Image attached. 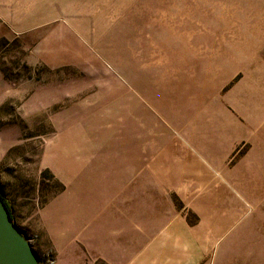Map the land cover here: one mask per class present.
<instances>
[{"label":"rangeland","instance_id":"obj_1","mask_svg":"<svg viewBox=\"0 0 264 264\" xmlns=\"http://www.w3.org/2000/svg\"><path fill=\"white\" fill-rule=\"evenodd\" d=\"M260 115L264 0H0V189L40 264L88 263L107 190L195 224L185 194L234 189L254 145L226 153L211 129L264 128ZM212 138L205 159L192 141ZM246 197L243 222L264 215ZM229 248L219 264H264V244Z\"/></svg>","mask_w":264,"mask_h":264},{"label":"crops","instance_id":"obj_2","mask_svg":"<svg viewBox=\"0 0 264 264\" xmlns=\"http://www.w3.org/2000/svg\"><path fill=\"white\" fill-rule=\"evenodd\" d=\"M263 117H256L255 121L263 123ZM256 126L236 131L211 129L209 137H221L226 153L241 137L253 139L254 145L233 175H228L234 189L216 181L207 189L196 188L185 194L186 203L199 215L195 224L171 208L167 212L154 195H147L146 208L139 210L136 193L127 192L124 199L119 194L121 190H107L105 201L109 204L100 206L97 233L91 230L85 233L84 242L90 252L88 257L85 255L88 261L85 264H219L224 244L230 250L239 243L248 248L264 244V238L253 231L257 226L264 227V215L243 222L249 213L247 208H252L246 196L264 198L263 159H249L256 147L264 146V128ZM213 138L206 140L207 146L192 141L205 159L203 152L213 155L210 148ZM213 158L211 162L216 161Z\"/></svg>","mask_w":264,"mask_h":264},{"label":"water","instance_id":"obj_3","mask_svg":"<svg viewBox=\"0 0 264 264\" xmlns=\"http://www.w3.org/2000/svg\"><path fill=\"white\" fill-rule=\"evenodd\" d=\"M0 264H40L29 238L14 225L0 198Z\"/></svg>","mask_w":264,"mask_h":264},{"label":"trees","instance_id":"obj_4","mask_svg":"<svg viewBox=\"0 0 264 264\" xmlns=\"http://www.w3.org/2000/svg\"><path fill=\"white\" fill-rule=\"evenodd\" d=\"M0 198H1V200L3 201L5 207H6L7 210H8V212H9V214H10V218H11V220L13 221V215H12V212H11V207H10V205L8 204V202L6 201V199L4 198V196H3L2 192H1V189H0Z\"/></svg>","mask_w":264,"mask_h":264},{"label":"built area","instance_id":"obj_5","mask_svg":"<svg viewBox=\"0 0 264 264\" xmlns=\"http://www.w3.org/2000/svg\"><path fill=\"white\" fill-rule=\"evenodd\" d=\"M30 241V240H29Z\"/></svg>","mask_w":264,"mask_h":264}]
</instances>
